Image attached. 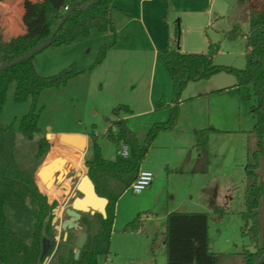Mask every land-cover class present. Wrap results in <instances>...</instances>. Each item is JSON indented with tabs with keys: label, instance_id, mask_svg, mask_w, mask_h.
<instances>
[{
	"label": "rangeland",
	"instance_id": "rangeland-1",
	"mask_svg": "<svg viewBox=\"0 0 264 264\" xmlns=\"http://www.w3.org/2000/svg\"><path fill=\"white\" fill-rule=\"evenodd\" d=\"M134 1L113 2L112 18L117 34L116 43L107 52L105 59L95 67L92 68L100 48L114 39L111 33L92 31L86 38H78L68 45L49 47L33 57L36 72L42 77L55 75L70 65H73L80 73L69 79L65 85L40 93L36 103L37 109H41L38 119L40 134H34L31 140L25 138L18 130L20 119L28 113L31 102L16 104L13 100L15 83L9 86L0 122L13 126L17 159L21 168L31 163L38 168L43 161L45 162L48 155V161L44 167L49 168L58 162L57 159L62 161L59 181L63 180L62 175L69 174L67 170H64L67 166H81L83 174H86L85 160L81 161L83 152L75 148L66 150L67 145L63 143H55L56 145L50 147L45 140L46 135L49 134H75L73 132L85 134L91 139L86 153L87 161L94 158L96 145L104 159L113 160L116 156V147L104 135L109 125L117 118L112 113L113 109L120 105L127 106L138 113L149 110L150 99L154 104L155 113L143 117L134 115L129 122H126L130 130L135 133L140 146L154 123L167 120L168 109H156V105L160 99H163L166 104H171L170 78L158 58L156 65L154 63L153 48L144 26L130 12L127 14L120 10L121 6L126 4L132 6L131 10H135ZM238 3L240 4L239 0H214L211 6L210 0H168V10L165 11L161 2L158 12H154L149 20L146 19L145 24L151 36L154 37L156 33L162 37L161 49L168 44L169 37V46L179 50L178 43L174 41L176 26L181 29L176 41L187 44L192 43L195 33L188 34L182 30L188 27L193 32L195 28H198L202 30L201 39L207 42L209 38L219 44V51L214 58L215 64L244 69L246 66L244 35L249 31V21L247 11V15L244 16V13L237 8L238 6H235L239 5ZM232 5L235 6L233 12L228 9ZM242 5L247 7L246 3ZM236 24L239 26L240 35L233 40L224 39L223 32L229 31ZM235 84L236 79L233 75L219 73L207 80L188 83L180 97L182 104L175 127L179 120L187 124L189 117L196 115L203 104H208L212 110V116L220 111L221 115L228 117V123L225 126H233L243 131L237 134H214L212 139L209 137L207 173L195 174L186 169L183 174H175L172 171L169 172L165 166L162 169L163 176L159 172H154L158 186L162 188L164 194L169 196L167 199V201L170 200L169 205L172 200L176 203L181 202V211L201 210L199 207L194 209L190 206L191 195L192 203L198 200L205 202L209 199L219 202V200H226V197H231L230 200H226L227 205L216 203L207 211L209 250L218 256V264H242L241 252L244 249L255 251L254 244L247 236L244 237L241 234V228L244 225L241 212L245 209L244 195L247 185L244 169L248 152L257 148L256 139L251 134L254 119L249 115V108L253 104V92L251 86L236 87ZM212 87L222 88V90L207 92L203 96L205 100H198L200 98L196 96L199 93L209 91L213 89ZM248 95L251 99L247 98ZM125 115H127L125 112L120 111L118 117L122 118ZM148 121L153 123L147 127ZM167 132L171 131L159 132L152 144L153 150L149 149L147 152L149 154L147 161H151L152 164H159L155 158L159 149L158 145L161 144L158 139L162 133ZM41 138H44L48 146L46 150L48 153L45 156L41 154V157L35 159V155L39 153L38 142ZM67 158L78 160L80 163L76 164ZM54 160L57 162L52 163ZM201 162L202 160L199 161L197 168L201 167ZM173 169L169 168V170ZM258 180L264 186V155L260 160ZM37 181L41 186L45 178L40 179V175H37ZM51 187L52 183L49 182L47 189ZM40 189L49 198L59 196L55 188L50 191V194L47 189L43 187ZM128 195L136 199L139 197L131 192ZM217 208L224 211L221 217L216 213ZM258 227V241L261 243L264 238V194L258 208ZM161 228L163 231L164 226L161 227L160 222H153L151 230H154V234L148 235V238L145 236L129 238L126 242L127 249L115 255L109 250L107 264H166L165 244L162 242L164 236L160 233ZM73 235H76V231ZM60 241L57 231L56 243ZM98 264H105V257H99Z\"/></svg>",
	"mask_w": 264,
	"mask_h": 264
},
{
	"label": "trees",
	"instance_id": "trees-1",
	"mask_svg": "<svg viewBox=\"0 0 264 264\" xmlns=\"http://www.w3.org/2000/svg\"><path fill=\"white\" fill-rule=\"evenodd\" d=\"M92 1L24 0L19 4L23 14L18 29H0V65L28 53L44 42L67 13L69 14L66 20L53 37L49 47L71 44L78 38L88 37L92 31L111 33L114 37L113 41L100 48L92 68L100 64L116 43L117 34L112 19L113 2L116 0H99L97 4L89 6ZM160 1L167 11L168 0ZM239 2L247 4L249 21V31L244 35L246 42L244 69L215 64L213 57L219 50L218 43H209L205 53H183L167 44L164 49L157 52V58L162 62L170 78L172 101L171 104H166L160 99L156 105V109H168L167 120L154 123L140 146L135 134L127 126L126 120L118 117L120 111L130 115L131 110L123 105L113 109L112 113L117 118L109 125L104 136L114 143L115 158L104 159L96 145L94 158L85 162L87 175L94 185L96 194L108 201L105 209L106 217L103 218L99 213L83 215L80 225L87 238L77 259L74 258V237H68L56 247L50 229L52 218L49 216L47 221L45 220L52 206L47 201V195L39 190L36 183L37 167L31 163L21 168L17 159L13 126L0 122V264H40L43 238L49 239L51 243L48 256L54 252L49 264H98L99 257L106 258L110 250L115 204L137 177L140 166L158 133L172 131L175 128L184 88L188 83L207 80L219 73L233 75L236 79V87L248 85L253 92V104L249 108V115L254 119L251 134L256 139L257 148L248 152L244 169L247 185L241 234L247 236L254 244L255 251L244 249L241 256L242 264H264V238L261 243L258 241V208L264 194V186L258 180L260 160L264 155V0H239ZM178 35L179 29L176 28L175 40ZM239 35L240 29L236 24L224 33V38L233 40ZM32 59L0 73V116L8 88L15 83L14 102L16 104L31 102L28 113L20 119L18 127L19 132L29 140L34 134H40L38 119L41 109L36 107L40 93L63 86L80 73L70 65L55 75L42 77L36 72ZM247 98L251 99L249 95ZM214 131V129H201L194 132V144L202 160L201 167L197 168L199 173L207 171L208 139ZM122 145L128 148L127 157L119 154ZM38 146L39 153L34 158L48 149L44 138L39 140ZM216 213L221 217L224 211L217 208ZM149 214V212L138 213L127 223L126 230L137 228L140 221ZM208 245L207 213L172 212L167 215L166 264H217L218 256L209 250Z\"/></svg>",
	"mask_w": 264,
	"mask_h": 264
},
{
	"label": "crops",
	"instance_id": "crops-1",
	"mask_svg": "<svg viewBox=\"0 0 264 264\" xmlns=\"http://www.w3.org/2000/svg\"><path fill=\"white\" fill-rule=\"evenodd\" d=\"M22 2H24V0H5V1L0 2V8H1L0 29L1 30L18 29V26L21 24L20 20L22 19V14H23V11L19 6V4H21ZM210 3L212 6L214 3V0H210ZM134 4H136V9L135 10L133 9L134 11L131 10L132 6L128 4H126L125 6H121L120 10L126 13L130 12L131 15L133 17L135 16V19L139 21L140 24H142V26H144V30L146 31L147 36H148V40L153 48L154 63L156 65L157 52L163 47V41H162V37L160 36V34L154 33V37L149 34L145 21L146 19L149 20L152 14H154V12L155 13L158 12V9L160 8L159 4H161V1L160 0H135ZM235 6H238L237 8H239L240 12L244 13V16L247 15L246 13L247 7L243 6L241 2L239 5H235ZM235 6L232 5L228 9H230L233 12ZM199 30L200 29L195 28V30L192 32L188 27L182 30L183 32L188 33V34L195 33V37L193 36L194 38H193L192 43L190 42L189 44L184 43L182 41L178 42L175 40V37H174V41L178 43V47H179L178 51L183 52V53H205L208 49L209 43H215L211 41L209 38L207 42H205V39H201L202 30L200 31ZM225 32L226 31L223 32V35ZM167 41L169 44V37L167 38ZM217 53L215 54V56L217 55ZM215 56L213 57V62H214ZM212 88L213 89L209 91L199 93L196 96L197 98H200L198 100H205L203 96H205L207 92L209 93L213 90L222 89V88H215V87H212ZM181 104H182V101H181ZM211 111L212 110H210V107L208 106V104L207 105L203 104L201 106V109H199V111L196 112L197 114L195 113L196 115L188 118L187 124L179 120L175 129H173L171 132L162 133L160 135L161 137L158 140L161 142V144L158 145V148H159L157 150L158 153L155 156L159 164L157 163L152 164L151 161H147V158L149 156V154H147V157H145V159L143 160L140 166V170L152 172L154 174V179H153L154 181H152V183L149 185V187L145 191L138 194L139 197L137 199L130 197V195H128L129 191L126 190L117 200L115 204V219H114L113 226H112L111 241H110V250L114 253V255L118 254L119 251H124L127 249L126 242L128 241L129 238L139 237V236L140 237L145 236V238H148L147 237L148 235L154 234V230H151V227H152V223L156 221L160 222L161 227L164 226V230L161 231L162 230L161 228L160 233L162 234V236H164V241L162 242L165 244V229H166L167 215L172 212H185V211L180 210V207L182 206L181 202L176 203L175 200H172L171 204L169 205L170 200L167 201V199H169V196L167 194H164L162 188L158 186L157 177L155 173L159 172V174L163 176L162 169L165 166L169 172L172 171L175 174H183L186 172V169H189L191 173L199 174V172H197V165L199 164V161H200V153L194 144V132L196 130L214 129L215 131L211 132V134L209 135L210 139L214 137V134H218V133L237 134L239 132H243L242 130H239L238 128H233V126H225L228 123L227 115H221L219 111L217 112V114L212 116ZM153 113H155L154 104L150 99L148 111L135 113L133 110H131L130 115H125L122 118L125 119L126 122H129L132 119V116L134 115L143 117V116L150 115ZM148 122L149 124H147V127L148 125L153 123L150 121ZM73 133L83 135L84 137H86V148H85V151L81 155V161L84 162L85 160L86 162L87 161L86 153L89 150L91 139L89 136L82 134L80 132H73ZM153 148L154 146H151L150 149L153 150ZM69 149H73V147L67 145L66 150H69ZM67 159L74 161L76 164L80 163L78 160H75L72 158H67ZM47 161H48V155L45 158V162L43 161V163L39 165V167L37 168L35 172V179H36V182H37V185L40 191H41L40 187L47 189L48 178H47L46 173L44 172V166L47 163ZM54 165L55 164H53L52 166ZM170 167L174 169L169 170ZM85 169H86V174H87V168ZM64 170H67L69 174L72 173L73 178H78L77 177L78 173H81V175H85L83 174V170L81 166H76V165L67 166V167H64ZM37 175H40V179L45 178V182L42 183L41 186L38 184ZM52 190H53V187H51L50 189H47V192H49L50 194L51 193L50 191ZM55 192L59 195L60 193L59 188H55ZM192 198L193 196L191 195L190 196L191 200L189 201L190 206L193 207L194 209H197L196 207H199L201 208V210H190L186 213H192V212L208 213L207 211H209V209H212V207H214L216 203L217 205H221V204L227 205L228 203L226 200L231 199V197L229 196V197H226V200H223V201L219 200V202L209 199V201H205V202L203 200L201 201L198 200L192 203L191 202ZM140 212H149L150 214L147 217H144L140 221L139 226L137 228L126 230L127 223L130 222ZM208 236H209V227H208ZM106 259H108V256L105 258V264H107V261H108Z\"/></svg>",
	"mask_w": 264,
	"mask_h": 264
},
{
	"label": "water",
	"instance_id": "water-1",
	"mask_svg": "<svg viewBox=\"0 0 264 264\" xmlns=\"http://www.w3.org/2000/svg\"><path fill=\"white\" fill-rule=\"evenodd\" d=\"M99 0H93L89 6H93L97 4ZM69 13H67L62 20L59 22V24L56 26L54 31L51 33V35L41 44H39L34 49L30 50L28 53L10 60L2 65H0V73L4 71L5 69L12 67L14 65H17L21 62L27 61L29 59H32L40 52L47 49L52 42L53 37L57 33V31L60 29L63 22L66 20ZM46 143L52 147L55 143H63L65 145H69L73 148H75L78 151L84 152L86 148V137L79 134H49L45 137ZM48 153V151H45L41 156ZM40 156V157H41ZM61 175L60 169H56L54 173L52 174V184L55 180H59V177ZM54 177V179H53ZM63 177V175H62ZM78 180L74 186L75 192L79 193L81 197H74L70 208L66 209L65 214L68 217V219L61 225V229L63 231L65 230H77L78 233L76 235V241H75V253L74 258L77 259L79 256L80 250L83 248L85 241H86V234L84 232L80 231V226L78 225V221L80 219V214H90L94 215L95 213H99L103 218L106 217V206H107V199L99 197L96 192L94 185L87 174L81 175V173L77 174ZM65 186L67 189L71 188V185L69 182L65 183ZM53 222L57 220V209L53 210ZM67 234L65 233L64 239H66ZM43 246H42V253L40 256V260L44 258V256L47 254V251L50 247L49 240L43 239L42 240ZM48 258L45 257L42 261V264H47Z\"/></svg>",
	"mask_w": 264,
	"mask_h": 264
},
{
	"label": "flooded vegetation",
	"instance_id": "flooded-vegetation-1",
	"mask_svg": "<svg viewBox=\"0 0 264 264\" xmlns=\"http://www.w3.org/2000/svg\"><path fill=\"white\" fill-rule=\"evenodd\" d=\"M39 157L40 156H38L35 159H38ZM77 180H78V178H73L72 173H70V174L66 173L63 176L62 181L55 180L52 184L53 188H59V191H60L59 196L58 197H52V198L47 197V201L52 206V208H51V212L49 213V215H47L45 220L47 221L49 216H51L52 219L50 222V229H51V233L53 234V238H54L55 242H56V234L58 231L61 241H65L68 237L72 236V237H74V244H75L76 235H77L78 231L77 230H65V231H63L61 229V225L68 219V217L65 214V211H66V209L70 208L74 197H81V195H79V193L75 192V190H74V186H75ZM66 182H69V184L71 185L70 189H67V187L65 186ZM54 209H57V220L55 222H53V218H54L53 210ZM83 215H85V214H82V213L80 214V219L78 221V225L81 228L80 231L83 230L81 225H80ZM75 231H76V235H73V232H75ZM65 233L67 234L66 239H64ZM43 239H47V238H43ZM42 240H41V253H42V246H43ZM47 240H49V239H47ZM49 243H50V240H49ZM58 244L56 243V247ZM50 248H51V243H50V247L47 251V254L44 256V258L45 257L48 258L47 264L50 263L51 258L54 254V252H53L51 255L48 256V252H49ZM74 253H75V246H74ZM40 256H41V254H40ZM44 258L42 260H40V257H39L40 264H42V261L44 260Z\"/></svg>",
	"mask_w": 264,
	"mask_h": 264
},
{
	"label": "built area",
	"instance_id": "built-area-1",
	"mask_svg": "<svg viewBox=\"0 0 264 264\" xmlns=\"http://www.w3.org/2000/svg\"><path fill=\"white\" fill-rule=\"evenodd\" d=\"M66 10H67V8L65 7V11H66ZM119 154H120L121 156H123V157H127V156H128V148H127L125 145H122V146L120 147V149H119ZM141 172L151 173V180H150V182L147 184V186L144 187L142 190L136 191V190H134V189L132 188V185H133L134 182H136V181H138V180L140 179V174H141ZM153 179H154V174H153L152 172H150V171H143V170H140V171L138 172V175H137V177L135 178V180H134L133 182H131V184H130L129 187L127 188V191L131 192L133 195H138V194L142 193L143 191H145V190L149 187V185L152 183Z\"/></svg>",
	"mask_w": 264,
	"mask_h": 264
},
{
	"label": "clouds",
	"instance_id": "clouds-1",
	"mask_svg": "<svg viewBox=\"0 0 264 264\" xmlns=\"http://www.w3.org/2000/svg\"><path fill=\"white\" fill-rule=\"evenodd\" d=\"M151 180V173L141 172L140 179L133 183L132 188L136 191L142 190Z\"/></svg>",
	"mask_w": 264,
	"mask_h": 264
},
{
	"label": "bare ground",
	"instance_id": "bare-ground-1",
	"mask_svg": "<svg viewBox=\"0 0 264 264\" xmlns=\"http://www.w3.org/2000/svg\"><path fill=\"white\" fill-rule=\"evenodd\" d=\"M58 161V162H57ZM57 161L56 160H54L52 163H54V162H57V163H54L55 165H54V168H53V166L52 167H50L49 169H48V166H46V167H44V170H45V173H46V175H47V178H48V180H47V184L49 183V182H51L52 183V179H51V175L54 173V171L56 170V169H60V171H62V169H61V163H62V161H60L59 159H57ZM51 163V164H52Z\"/></svg>",
	"mask_w": 264,
	"mask_h": 264
}]
</instances>
